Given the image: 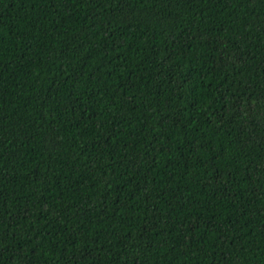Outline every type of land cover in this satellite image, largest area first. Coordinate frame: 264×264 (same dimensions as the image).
<instances>
[{"label":"trees","instance_id":"16d2710c","mask_svg":"<svg viewBox=\"0 0 264 264\" xmlns=\"http://www.w3.org/2000/svg\"><path fill=\"white\" fill-rule=\"evenodd\" d=\"M0 264H264V0H0Z\"/></svg>","mask_w":264,"mask_h":264}]
</instances>
